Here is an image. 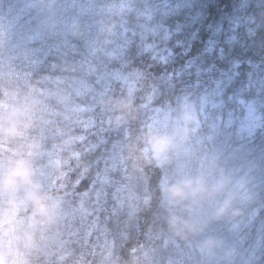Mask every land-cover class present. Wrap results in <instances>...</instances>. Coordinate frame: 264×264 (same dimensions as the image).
<instances>
[{"label":"trees","instance_id":"1","mask_svg":"<svg viewBox=\"0 0 264 264\" xmlns=\"http://www.w3.org/2000/svg\"><path fill=\"white\" fill-rule=\"evenodd\" d=\"M183 95L202 111L194 146L251 165L249 215L211 231L235 247L234 264H264V0H0V107L31 106L28 141L63 204L35 264H108L153 243L155 264H200L187 245L156 239L162 172L131 149L140 122ZM125 99L117 125L104 102ZM55 156L63 175L46 167Z\"/></svg>","mask_w":264,"mask_h":264},{"label":"clouds","instance_id":"2","mask_svg":"<svg viewBox=\"0 0 264 264\" xmlns=\"http://www.w3.org/2000/svg\"><path fill=\"white\" fill-rule=\"evenodd\" d=\"M48 6L50 0H39ZM72 35H82L78 21ZM114 110L110 120L128 123L133 101H105ZM161 114L139 124L131 149L144 165L160 169L158 182L164 208V228L156 239L182 243L200 264H234L237 251L211 231L227 221L239 230L249 215L255 192L251 165L232 166L220 152L205 153L194 146L202 124L197 101L183 95ZM32 108L25 100H4L0 107V264H35V254L50 231L63 219L62 197L42 178L37 164L39 145L28 141ZM65 160L50 158L46 167L63 175ZM155 244L132 248L128 257L113 254L108 264H155Z\"/></svg>","mask_w":264,"mask_h":264},{"label":"rangeland","instance_id":"3","mask_svg":"<svg viewBox=\"0 0 264 264\" xmlns=\"http://www.w3.org/2000/svg\"><path fill=\"white\" fill-rule=\"evenodd\" d=\"M256 119H257V116H255L254 114H249V115L245 118V120L243 121L242 126H243V127H247V126H249V125L251 124L250 120H251V121H255Z\"/></svg>","mask_w":264,"mask_h":264}]
</instances>
